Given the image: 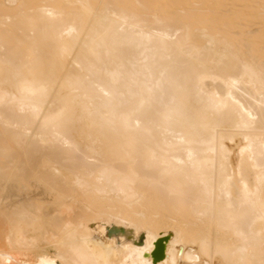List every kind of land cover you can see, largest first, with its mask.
I'll use <instances>...</instances> for the list:
<instances>
[{"label":"bare ground","instance_id":"obj_1","mask_svg":"<svg viewBox=\"0 0 264 264\" xmlns=\"http://www.w3.org/2000/svg\"><path fill=\"white\" fill-rule=\"evenodd\" d=\"M36 254L264 264V0H0V264Z\"/></svg>","mask_w":264,"mask_h":264},{"label":"rangeland","instance_id":"obj_2","mask_svg":"<svg viewBox=\"0 0 264 264\" xmlns=\"http://www.w3.org/2000/svg\"><path fill=\"white\" fill-rule=\"evenodd\" d=\"M250 22H252V21H250ZM250 22H248V23H250ZM37 256L38 255L36 254V255H29V256L23 258L24 256L20 257V255H17L18 262H20V263L17 262V263H12V264H24L25 262L32 263L33 260L34 261L36 260Z\"/></svg>","mask_w":264,"mask_h":264},{"label":"water","instance_id":"obj_3","mask_svg":"<svg viewBox=\"0 0 264 264\" xmlns=\"http://www.w3.org/2000/svg\"><path fill=\"white\" fill-rule=\"evenodd\" d=\"M159 253H160V255H162V254H163V247H162V245H161V244L159 245Z\"/></svg>","mask_w":264,"mask_h":264}]
</instances>
